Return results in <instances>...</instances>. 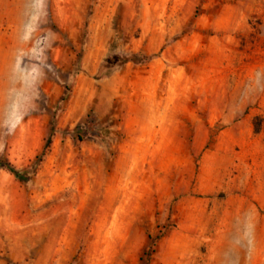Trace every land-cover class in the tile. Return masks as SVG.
<instances>
[{
	"label": "rangeland",
	"instance_id": "obj_1",
	"mask_svg": "<svg viewBox=\"0 0 264 264\" xmlns=\"http://www.w3.org/2000/svg\"><path fill=\"white\" fill-rule=\"evenodd\" d=\"M0 264H264V0H0Z\"/></svg>",
	"mask_w": 264,
	"mask_h": 264
},
{
	"label": "trees",
	"instance_id": "obj_2",
	"mask_svg": "<svg viewBox=\"0 0 264 264\" xmlns=\"http://www.w3.org/2000/svg\"><path fill=\"white\" fill-rule=\"evenodd\" d=\"M75 131L77 132V134H76V138H77L79 141L82 140V137H80L81 133L79 132L80 129L77 128ZM50 143H51V141H50V137H48L47 140H46V142H45V145H44V147H43V151H42V153H41V157L44 156V153H45V151L49 148ZM1 166H2L5 170H7L12 176H14L15 178H17V179H21V180H25V181L28 180V177H30V176H32V175L34 174V170H35V167H36V165H34V166L32 167V172H30V173H26L25 175H23V174H21V173H19V172L14 171V170L11 169L8 165H1Z\"/></svg>",
	"mask_w": 264,
	"mask_h": 264
}]
</instances>
